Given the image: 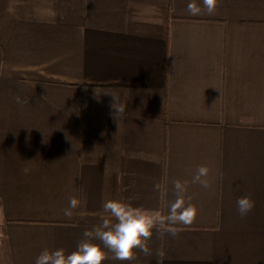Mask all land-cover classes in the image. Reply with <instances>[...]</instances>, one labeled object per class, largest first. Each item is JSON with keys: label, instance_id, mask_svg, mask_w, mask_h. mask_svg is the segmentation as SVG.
<instances>
[{"label": "crops", "instance_id": "0c3cea01", "mask_svg": "<svg viewBox=\"0 0 264 264\" xmlns=\"http://www.w3.org/2000/svg\"><path fill=\"white\" fill-rule=\"evenodd\" d=\"M189 2L0 0V264L73 251L106 198L166 215L176 179L195 221L103 264H264V0Z\"/></svg>", "mask_w": 264, "mask_h": 264}, {"label": "clouds", "instance_id": "9594fccd", "mask_svg": "<svg viewBox=\"0 0 264 264\" xmlns=\"http://www.w3.org/2000/svg\"><path fill=\"white\" fill-rule=\"evenodd\" d=\"M202 4L208 14H213L218 0H202ZM187 11L195 16L201 14L202 8L190 0ZM17 103H22L19 97ZM113 107L118 110L119 117L125 112L126 105L118 106L116 103ZM24 171L27 172L28 169ZM209 173L208 166H198L192 183L209 189L211 187ZM187 187L185 181L179 179L172 181L175 198L167 203L166 215L159 212L150 213L132 206L123 199L106 198L102 203L100 222L84 231L83 238L73 251L69 252L62 247L44 248L36 257L34 264H103L109 252L112 259L121 262L136 259L137 250L146 256L150 255L148 241L152 238L154 229L163 228L171 236L178 237L180 232L178 225L189 226L195 221L198 209L190 203L191 197H186ZM160 188V184L154 185L155 190L159 191ZM86 203V200L73 196L63 210L64 216L71 219L75 210L85 207ZM236 205L239 215L243 218L255 207V201L249 196H242L237 199Z\"/></svg>", "mask_w": 264, "mask_h": 264}, {"label": "rangeland", "instance_id": "374dc122", "mask_svg": "<svg viewBox=\"0 0 264 264\" xmlns=\"http://www.w3.org/2000/svg\"><path fill=\"white\" fill-rule=\"evenodd\" d=\"M1 228L2 227L0 226V231H1ZM3 247H4V245H3V243L1 242V239H0V252H2V253L4 252L3 251ZM3 262H4V260H3ZM0 263H1V260H0Z\"/></svg>", "mask_w": 264, "mask_h": 264}]
</instances>
